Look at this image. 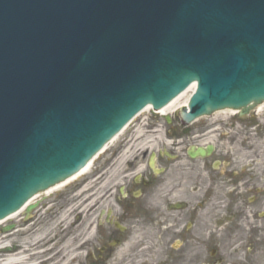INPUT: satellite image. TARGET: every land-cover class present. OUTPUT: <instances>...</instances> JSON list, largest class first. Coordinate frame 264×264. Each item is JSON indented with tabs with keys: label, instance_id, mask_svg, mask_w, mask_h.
<instances>
[{
	"label": "water",
	"instance_id": "obj_1",
	"mask_svg": "<svg viewBox=\"0 0 264 264\" xmlns=\"http://www.w3.org/2000/svg\"><path fill=\"white\" fill-rule=\"evenodd\" d=\"M193 81L187 122L264 100V0H0V220Z\"/></svg>",
	"mask_w": 264,
	"mask_h": 264
},
{
	"label": "flooded vegetation",
	"instance_id": "obj_2",
	"mask_svg": "<svg viewBox=\"0 0 264 264\" xmlns=\"http://www.w3.org/2000/svg\"><path fill=\"white\" fill-rule=\"evenodd\" d=\"M242 123L174 124L170 147L154 136L122 168L120 150L106 156L99 182L119 183L114 207L89 218L79 264H264V105Z\"/></svg>",
	"mask_w": 264,
	"mask_h": 264
},
{
	"label": "bare ground",
	"instance_id": "obj_3",
	"mask_svg": "<svg viewBox=\"0 0 264 264\" xmlns=\"http://www.w3.org/2000/svg\"><path fill=\"white\" fill-rule=\"evenodd\" d=\"M195 87L196 85L193 86V88H190L191 93H193V91H195ZM190 94H182V96L180 98H178L176 101H172V104L169 107H165L163 108L160 112L161 113H168L171 112L174 108H178L181 105L182 106H187L188 103V98H189ZM237 111L236 109L232 110L231 108H228V111H222V110H218L216 115L218 116H225V115H232L235 114ZM90 168V164L88 165V169ZM88 169H83V172H79L78 175H75L73 177L72 180H66L65 183H60L58 185L55 186V188L53 189V191H47L45 193H42L41 196H37V198L42 197L43 195H47L50 193L55 192L56 190L64 187L65 185L69 184L70 182L76 180L77 178H79L80 176L84 175ZM74 201L77 203L78 207L82 208L81 212L87 211L88 209H93L91 203H87V200L82 198V194H80L79 196H75ZM77 208V207H75ZM75 208H72V210L74 211ZM71 212V210H70ZM22 215V210L20 212H18L16 215H12L10 219H13L15 217H19ZM71 216V214H70ZM65 220L60 221L59 226H60V234L63 233V224H64ZM68 226H72V219L69 218L68 220ZM32 227H29L28 230H23L22 232H26L27 231H31ZM6 238H10L9 234L7 236H4L3 238L0 239V264H71V257H75L76 256V250L81 249L82 244L77 245L75 250L73 251L72 254H70V252H68L67 254H63V256L58 259L57 256L62 252L61 250H58V248H56L55 244L51 243L55 238H49L47 240L46 237L44 238H38L36 239V241L34 240V243H32L30 246L28 247H22V246H17L16 249L17 251L15 252H11V253H7V254H2V249L6 248V247H10V245L8 244V241ZM43 241V245L42 247H37L38 243Z\"/></svg>",
	"mask_w": 264,
	"mask_h": 264
},
{
	"label": "rangeland",
	"instance_id": "obj_4",
	"mask_svg": "<svg viewBox=\"0 0 264 264\" xmlns=\"http://www.w3.org/2000/svg\"><path fill=\"white\" fill-rule=\"evenodd\" d=\"M176 115H178V113L176 114ZM157 115L156 114H154V113H151V112H148V113H146V114H144V115H142L140 118H138L137 120H136V122L134 123V125H132L131 127H129L128 128V130L122 135V136H120L113 144H112V147H116V146H123L122 144H124V140L125 139H127V138H129L130 137V139L133 137L134 139L135 138H137L138 136H140L141 135V133H143V136H141V140L140 141H142L144 138H146L147 137V134H149V130H153V129H155V128H157V129H167L168 127L165 125V123H164V121L161 119H158V118H160V117H158L157 116V121H155V123H156V125H152L151 123H153L151 120L152 119H154V117H156ZM218 116V115H217ZM229 117H231L230 118V120H234V119H236L237 118V116H233L232 117V115H228V116H223V115H221V116H219V117H211V118H209V120H206V121H204V120H201V121H203V123H209V124H214L215 122H221V121H223V119H225V120H227ZM200 121V122H201ZM200 122H197L196 124H194V125H197V124H199ZM237 125L238 124H235V127L233 128V129H236V127H237ZM154 126V127H153ZM160 132H161V130H160ZM131 144V142L129 141V142H127L126 144ZM135 144V143H134ZM133 144V145H134ZM99 161V160H98ZM91 171V170H90ZM90 171L86 174V175H84V176H82V177H80L79 178V180H77V181H75V182H72V183H75V184H72V185H69L65 190L64 189H61V191H60V193H58L57 194V192L55 193L54 192V194H53V196L54 197H58L60 194H68L69 192H71L73 189H74V187L75 186H77V185H79L80 183H82L83 181H84V179L88 176V174L90 173ZM109 186H112V183H109V184H106L105 185V187H102L101 189L104 191V189H106V188H108ZM113 187V186H112ZM115 187V186H114ZM79 192V190L78 191H76V192H74V193H78ZM111 201L109 200L107 203H110ZM52 203H54V202H52V201H49V202H47V204H49V207L52 205ZM48 207V206H47ZM46 208H44L42 211L43 212H46ZM51 215L50 214H45V213H41V215L39 216V220H40V224H39V226H38V228H42V227H44L45 228V226L47 225V223H49L50 222V219H51V217H50ZM18 219V218H17ZM20 219V218H19ZM18 219V220H19ZM18 220H16V221H18ZM44 231H46V230H48V227H46L45 229H43ZM43 231V232H44ZM29 236H31V237H29ZM10 240V239H9ZM11 243L13 244V245H18V246H22V247H28V246H30L32 243H34V236L32 235V234H27L25 237L23 236V235H21L19 232H16L15 233V235H12L11 236ZM70 249V247H67V248H64L62 251H68ZM64 253V252H63Z\"/></svg>",
	"mask_w": 264,
	"mask_h": 264
}]
</instances>
